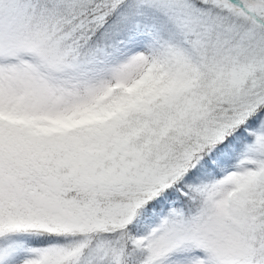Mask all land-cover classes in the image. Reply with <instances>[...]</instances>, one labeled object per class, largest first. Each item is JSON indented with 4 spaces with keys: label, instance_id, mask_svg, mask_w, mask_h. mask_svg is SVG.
Instances as JSON below:
<instances>
[{
    "label": "snow or ice",
    "instance_id": "1",
    "mask_svg": "<svg viewBox=\"0 0 264 264\" xmlns=\"http://www.w3.org/2000/svg\"><path fill=\"white\" fill-rule=\"evenodd\" d=\"M0 264H264V0H0Z\"/></svg>",
    "mask_w": 264,
    "mask_h": 264
}]
</instances>
